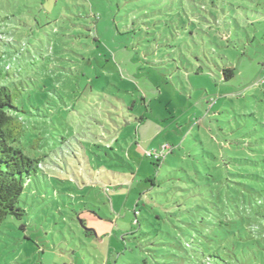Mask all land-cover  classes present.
I'll use <instances>...</instances> for the list:
<instances>
[{
  "label": "rangeland",
  "instance_id": "374dc122",
  "mask_svg": "<svg viewBox=\"0 0 264 264\" xmlns=\"http://www.w3.org/2000/svg\"><path fill=\"white\" fill-rule=\"evenodd\" d=\"M3 55L42 161L0 264H198L264 216V0H0Z\"/></svg>",
  "mask_w": 264,
  "mask_h": 264
},
{
  "label": "trees",
  "instance_id": "16d2710c",
  "mask_svg": "<svg viewBox=\"0 0 264 264\" xmlns=\"http://www.w3.org/2000/svg\"><path fill=\"white\" fill-rule=\"evenodd\" d=\"M6 56L0 57V61ZM6 69V72L0 69V78L6 80L5 84L0 83V227L9 216L21 219L25 215L24 209L19 205L20 200L33 177L39 175L42 161L26 154L25 141L29 143L35 141L29 126L31 119L27 117L31 113L25 107L16 104L10 88L12 82L8 67ZM222 73L225 82L234 77L233 68L225 67ZM231 207L230 205L228 210H233ZM253 208L249 216H246L245 208H239L240 210H235L237 215L235 220L230 212L218 220L220 226L229 228L225 229V246L221 247L224 250L223 256L218 251H213L208 256L203 254V259L198 264H250L248 263L250 256L246 252V248H250L247 235L250 239H255L252 237L254 231H250L252 230L250 226H254V223H249L248 220L253 217L259 218V221L264 220V216L254 214ZM262 226L259 235L264 238V225ZM232 237L235 240H232ZM236 247L238 252L235 251ZM262 248L264 249V246ZM262 248L260 247L261 250Z\"/></svg>",
  "mask_w": 264,
  "mask_h": 264
}]
</instances>
